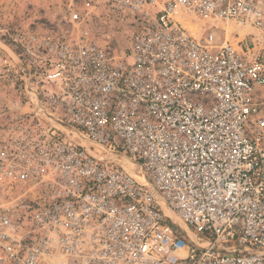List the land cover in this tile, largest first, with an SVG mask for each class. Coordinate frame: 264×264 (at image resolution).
<instances>
[{
	"label": "built area",
	"instance_id": "built-area-1",
	"mask_svg": "<svg viewBox=\"0 0 264 264\" xmlns=\"http://www.w3.org/2000/svg\"><path fill=\"white\" fill-rule=\"evenodd\" d=\"M97 1L135 22L127 53L48 42L22 135L0 133V197L26 186L0 264H264V0Z\"/></svg>",
	"mask_w": 264,
	"mask_h": 264
},
{
	"label": "rangeland",
	"instance_id": "rangeland-1",
	"mask_svg": "<svg viewBox=\"0 0 264 264\" xmlns=\"http://www.w3.org/2000/svg\"><path fill=\"white\" fill-rule=\"evenodd\" d=\"M73 12H79L82 19L72 22ZM176 17L195 38H202L206 28L201 27L200 21L179 12ZM188 23L196 24L197 31L193 32ZM134 27L135 22L130 18L120 19L97 0H0V133L3 137L22 135L24 118L36 108L33 105L36 93L31 85L35 81L37 61L51 55L48 42L82 37L122 58ZM224 29L227 37L234 30L240 37L250 32L249 27L230 24ZM58 123L67 128L66 124ZM11 126L15 127L14 131H10ZM77 139L85 146L91 144L80 135ZM119 159L130 167L127 158ZM2 184L7 191L0 197L4 205L16 204L23 198L26 186L22 182L3 178Z\"/></svg>",
	"mask_w": 264,
	"mask_h": 264
},
{
	"label": "bare ground",
	"instance_id": "bare-ground-1",
	"mask_svg": "<svg viewBox=\"0 0 264 264\" xmlns=\"http://www.w3.org/2000/svg\"><path fill=\"white\" fill-rule=\"evenodd\" d=\"M187 25L191 28V30H192L193 32H196L197 29H198V27L196 26V24L188 23Z\"/></svg>",
	"mask_w": 264,
	"mask_h": 264
}]
</instances>
